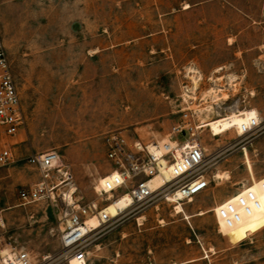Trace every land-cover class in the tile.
Returning <instances> with one entry per match:
<instances>
[{"label":"rangeland","instance_id":"1","mask_svg":"<svg viewBox=\"0 0 264 264\" xmlns=\"http://www.w3.org/2000/svg\"><path fill=\"white\" fill-rule=\"evenodd\" d=\"M0 34L26 117L17 136L0 129V151L14 152L0 173L2 245L40 264H264L263 139L245 156L233 133L204 131L209 153L238 145L221 152L210 188L180 213L177 204L155 200L97 231L87 262L64 259L58 198L26 206L19 198L40 182L30 156L57 151L71 168L75 200L101 202L112 175L104 138L122 132L169 141L193 77L197 104L218 98L209 79L237 81L241 92L255 93L253 114L257 108L264 116V0H0ZM206 115L220 134L211 121L224 116ZM248 192L263 199L224 222L220 208ZM106 211L115 217L117 207Z\"/></svg>","mask_w":264,"mask_h":264},{"label":"built area","instance_id":"2","mask_svg":"<svg viewBox=\"0 0 264 264\" xmlns=\"http://www.w3.org/2000/svg\"><path fill=\"white\" fill-rule=\"evenodd\" d=\"M202 81V80H201ZM200 81V82H201ZM209 81L219 91L218 100L200 98L197 88L192 84L185 86L183 93L184 108L181 117L171 129L169 141L153 140L145 143L140 139H132L122 132L108 134L104 138L107 160L111 165L110 180L99 193L101 202L81 204L75 200L77 188L69 164L57 151H47L30 156L29 164L40 175V182L19 192L22 205H31L42 201H59L60 243L64 251V259L75 257L87 262V243L99 230L105 229L131 214L140 212L155 200L169 204L189 202L205 193L211 186V169L217 165L221 152L237 148L229 141L214 153L208 152V143L202 133L206 127L207 113L227 116L253 109L249 99L255 97L254 92H241L240 83L221 86L218 79ZM223 93L227 99L223 98ZM235 100L228 106L225 104ZM211 101V102H210ZM196 107V108H195ZM257 117H249L238 129H232L218 137L233 133L243 143L245 154L254 142L264 140V116L261 111ZM223 112L220 115V112ZM209 119V118H208ZM26 124V117L19 96L17 83L12 73L4 38L0 34V129L7 137L17 136ZM210 132V130H209ZM211 133V132H210ZM213 138L215 137L212 134ZM235 139V140H236ZM14 162V152L5 147L0 151L1 170ZM168 172L170 179L165 178ZM161 177V183L153 187V182ZM264 191V183L262 184ZM257 202L252 192L238 197L237 205L227 203L220 208L224 220L238 217V210L249 209L250 204ZM117 205L116 216L112 217L106 208L110 204ZM184 214V213H183ZM96 219L98 226L89 228L88 222ZM141 226V224H139ZM90 230V231H88ZM54 260V259H52ZM0 264H40L26 250H18L0 243Z\"/></svg>","mask_w":264,"mask_h":264},{"label":"bare ground","instance_id":"3","mask_svg":"<svg viewBox=\"0 0 264 264\" xmlns=\"http://www.w3.org/2000/svg\"><path fill=\"white\" fill-rule=\"evenodd\" d=\"M201 77V76H200ZM193 83L195 84V85H197L198 84V77L197 78H194L193 77ZM201 81V80H200ZM233 81V80H232ZM198 86V85H197ZM196 86V87H197ZM211 93H216V91H214V89L212 90V92ZM214 95V94H213ZM215 96V97H214ZM212 98L214 99V101H216V99L215 98H217V96L216 95H214ZM219 96V95H218ZM217 100H218V98H217ZM256 110V109H255ZM232 116L233 118H234V122H233V124L232 125H226V123L225 124H222L223 122H225V117L227 118L228 116ZM229 115H227V116H224V117H220V118H217V119H215V120H212L211 122H214V124H216V126H215V128H217V129H221V133L220 134H214L213 133V128H212V126L209 124V123H207L206 124V127L207 128H210L209 130H210V132L212 133V134H214V136L215 137H218V136H220V135H222V134H224V133H228L229 131H231L232 129H238V127H239V125L242 123V122H245L249 117H257L258 116V112H257V110H256V113H255V115L253 114V112H252V109L251 110H248V111H244V112H241L240 114L239 113H233V114H229ZM221 123V124H220ZM218 124V125H217ZM163 141H168V140H163ZM220 177H221V175H218L216 178H219L220 179ZM165 178L166 179H170V175H169V173L168 172H165ZM161 177H158L156 180H154V182H153V187H157V186H159L160 185V183H161ZM193 200V199H192ZM192 200H190V201H192ZM260 199H258L257 200V202L259 201ZM189 201V202H190ZM257 202H255V203H252V204H250V207L251 206H253V205H255ZM181 204L182 203H180V204H177L178 206H177V211L180 213V212H182V207H181ZM117 205L118 206H122V203H118V204H116V207H117ZM249 207V208H250ZM243 211H245V209H240L239 208V210H238V214L239 213H241V212H243ZM233 218V217H232ZM227 220H224V222H226ZM98 226V223H97V221H96V219H92V220H90L89 222H88V227L89 228H91V229H93V228H96ZM88 231H90V230H88ZM72 258H75V257H72ZM76 259V258H75ZM76 260H78V259H76ZM70 261V260H69ZM80 261V260H79ZM85 262V261H84Z\"/></svg>","mask_w":264,"mask_h":264},{"label":"crops","instance_id":"4","mask_svg":"<svg viewBox=\"0 0 264 264\" xmlns=\"http://www.w3.org/2000/svg\"><path fill=\"white\" fill-rule=\"evenodd\" d=\"M246 155H248V152H247V153H245V156H246ZM263 198H264V197H263ZM263 198H260V200H259V201H261ZM259 201H258V202H259ZM258 202H257V203H258ZM251 207H252V206H251ZM243 212H244V211H243ZM241 213H242V212H241ZM239 214H240V213H239ZM239 214H238V215H239ZM233 218H234V217H233ZM231 219H232V218H231ZM231 219H230V220H231ZM228 221H229V220H228Z\"/></svg>","mask_w":264,"mask_h":264}]
</instances>
